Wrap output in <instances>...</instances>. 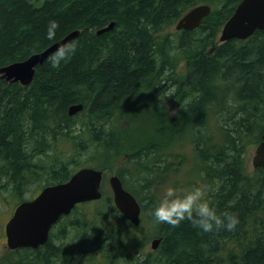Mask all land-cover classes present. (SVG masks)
I'll return each instance as SVG.
<instances>
[{
  "label": "trees",
  "instance_id": "1",
  "mask_svg": "<svg viewBox=\"0 0 264 264\" xmlns=\"http://www.w3.org/2000/svg\"><path fill=\"white\" fill-rule=\"evenodd\" d=\"M238 2L0 0V67L79 30L70 41L75 53L58 69L48 61L54 51L29 85L0 78V189L20 191L32 176L44 185L65 181L91 160L81 158L89 150L126 153L133 167H126L127 179L117 175L140 207L133 225L106 193L90 201L91 212L83 209L90 202L77 204L43 245L7 251L9 264H264V169L248 172L244 164L264 129V30L218 41ZM198 4L210 11L196 28L169 31ZM51 20L59 24L52 40ZM164 86L178 103L170 116ZM76 103L82 109L69 115ZM184 135L212 206L238 217L234 231L204 233L188 220L172 227L149 215L159 199L145 185L155 186V173L171 162L158 147Z\"/></svg>",
  "mask_w": 264,
  "mask_h": 264
},
{
  "label": "water",
  "instance_id": "2",
  "mask_svg": "<svg viewBox=\"0 0 264 264\" xmlns=\"http://www.w3.org/2000/svg\"><path fill=\"white\" fill-rule=\"evenodd\" d=\"M209 11L208 4L191 7L176 21L174 29L196 28ZM112 25L113 22H110L97 29L96 33L108 30ZM256 29L264 30V0H240L222 25L218 41L222 42L231 38L245 39ZM78 32L77 29L69 31L41 51L0 67V78L8 82L29 85L33 79L35 67L56 51L61 43L70 42ZM81 109L82 104L76 103L70 105L67 112L72 115ZM251 163L255 168L264 169V129L259 143L255 146ZM102 176L101 169L80 167L67 180L45 185L35 197L21 201L4 226L7 248H35L44 244L50 227L61 215H67L79 203L100 198ZM107 182L116 209L133 225H138L140 207L135 197L122 186L116 174L110 175ZM158 242V238L152 239L151 248L155 249Z\"/></svg>",
  "mask_w": 264,
  "mask_h": 264
},
{
  "label": "rangeland",
  "instance_id": "3",
  "mask_svg": "<svg viewBox=\"0 0 264 264\" xmlns=\"http://www.w3.org/2000/svg\"><path fill=\"white\" fill-rule=\"evenodd\" d=\"M171 32L175 31L174 26L170 28ZM220 32V30H219ZM218 32V35H219ZM184 64V61H181L178 70L182 69ZM165 92L160 94L161 100L164 104L165 110L167 114L173 115L176 109L178 108V103L174 101L171 97H169V93L173 91V88L166 87ZM170 90V91H169ZM214 110V109H213ZM213 110L209 112L210 119H209V125L211 126V130L213 131V126L215 125L214 119H213ZM161 155H163V158L167 161H171L167 163V167H165L163 170V167H161L160 170H158L155 175V182L156 185L153 186L151 181L146 183L145 187L150 186L151 194H155L158 197V199H161L163 197L164 192L168 187H174L177 190H186L190 189L193 186H202L203 181L201 179V173L198 168L193 164L192 159V143L188 141V135H184L181 138H173L171 142L169 143V146L165 147L162 146V143L159 145ZM167 148V149H166ZM254 152V146H249L246 149L245 157H244V164L245 169L248 172H252L253 167L251 164V158ZM91 151H87L82 155V159L88 158L91 159L88 161V163H85L86 166H93V167H99L103 170L104 177L102 182V194L106 193V195H111L110 186L107 182V178L111 174H123L125 178L127 179V169L126 167H133V162H131L130 154L127 155L126 153L118 154V155H110L106 156L103 153H100L99 155L94 153L95 156L90 155ZM164 154H166V158L164 157ZM34 161H37V158L34 159ZM93 161V162H91ZM163 161V160H162ZM163 165V163H162ZM137 172V171H136ZM137 174V173H136ZM32 176L29 181L23 182V184L20 185L22 189L20 191H13L8 190L5 188L0 189V257L2 258L3 264H9V258L12 260V255L9 253L6 254L7 251H11L10 249L5 247V235H4V224L10 214L12 213L14 207L16 204L23 199H29L32 196H34L40 188L45 184V178L44 179H38L33 178ZM154 178V177H153ZM5 179L0 178V181L3 183ZM154 180V179H153ZM142 183V180L140 181ZM213 185V183H211ZM130 186L139 193H143L140 185L138 183L130 184ZM159 201V200H158ZM82 206V205H81ZM80 206V208H81ZM148 206V205H147ZM83 209L88 210V212H91L93 209V203H88L83 206ZM150 208H147L146 211H149ZM57 225L53 227V232H56ZM148 248H150V244L148 245Z\"/></svg>",
  "mask_w": 264,
  "mask_h": 264
},
{
  "label": "clouds",
  "instance_id": "4",
  "mask_svg": "<svg viewBox=\"0 0 264 264\" xmlns=\"http://www.w3.org/2000/svg\"><path fill=\"white\" fill-rule=\"evenodd\" d=\"M59 24L55 20L48 23L46 38L55 39ZM76 51L74 42L61 43L57 50L48 57L53 68L58 69L61 62H67ZM149 215L156 223L179 227L188 220L204 233L220 230L234 231L239 223L238 217L229 211L218 213L207 198V190L202 186H193L186 190L168 187L163 197L152 207Z\"/></svg>",
  "mask_w": 264,
  "mask_h": 264
}]
</instances>
